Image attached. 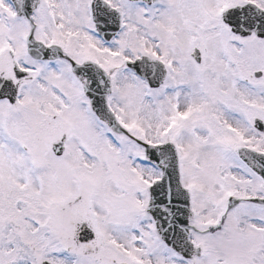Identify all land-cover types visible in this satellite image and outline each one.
<instances>
[{
  "label": "snow or ice",
  "instance_id": "1",
  "mask_svg": "<svg viewBox=\"0 0 264 264\" xmlns=\"http://www.w3.org/2000/svg\"><path fill=\"white\" fill-rule=\"evenodd\" d=\"M0 264H264V0H0Z\"/></svg>",
  "mask_w": 264,
  "mask_h": 264
}]
</instances>
